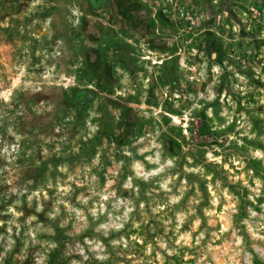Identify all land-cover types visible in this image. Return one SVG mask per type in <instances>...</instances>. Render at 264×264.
<instances>
[{
  "label": "rangeland",
  "instance_id": "374dc122",
  "mask_svg": "<svg viewBox=\"0 0 264 264\" xmlns=\"http://www.w3.org/2000/svg\"><path fill=\"white\" fill-rule=\"evenodd\" d=\"M132 21L143 29L134 40L116 27ZM89 23L110 29L103 31L101 38L109 43L96 62L86 44ZM121 43L128 45L125 53L133 61L117 56L116 44ZM194 104L200 107L193 108ZM10 127L21 139L12 155L0 152V214L19 198L16 211L23 215L17 222L23 225L35 215L32 227L39 223L42 230L34 233V241H26V229L18 237L13 228L14 244L9 248L6 229L12 217L0 215L4 222L0 264H264V240L259 238L264 236V0H0V148L7 145L11 151L17 141L8 135ZM229 136L241 143L229 142ZM142 138L143 143L133 149ZM156 144L161 159L164 154L179 157L176 170L181 176L176 185L182 179L196 185L186 187L179 204L169 206L178 215L168 208L153 211L156 204L150 202H166V194L151 181L133 179L128 189L122 188L129 176L157 166L135 154L149 146L152 151L145 155L155 159ZM124 148L141 161V168L130 169ZM215 148L221 149L213 152L219 163H206L205 151ZM257 151L260 156L252 154ZM97 154L99 164L86 173L85 166H91ZM185 155L192 158L190 167L202 165L212 179L184 173ZM232 155L240 156L243 168L229 163ZM61 165L68 166V173L58 171ZM78 167L81 181L86 174L89 179L97 176L98 190L116 181L107 191L131 201L134 210L127 222L116 219L125 205L113 211L112 197L104 201L103 214L91 217L76 199L81 192L90 194L87 185H71L65 197L84 210V220L69 218L63 209L56 220H48L45 213L51 208L52 189H46L49 200H41L44 212L35 213V200L29 207L28 193L48 180L55 182L58 175L66 179ZM249 173L255 180L248 178ZM241 174L246 187L243 181L229 180ZM9 179L11 185L6 183ZM209 185L219 197L217 215L203 217L201 209L209 207L212 196ZM12 187L18 191L27 187L28 193L17 197L9 191ZM197 190L200 202L189 205ZM173 194H178L176 188L167 195ZM184 207H192L195 216L202 217L194 231L189 225L195 217L182 212ZM168 219L172 224H166ZM177 224L179 234L190 236L186 243L168 244L173 252L169 256L155 240L164 237L166 227L168 237L172 236ZM201 232L204 236L197 244ZM121 237L123 242L112 243ZM86 239L90 243L85 244ZM49 242L56 247L48 248ZM157 252L161 260L154 259Z\"/></svg>",
  "mask_w": 264,
  "mask_h": 264
},
{
  "label": "clouds",
  "instance_id": "9594fccd",
  "mask_svg": "<svg viewBox=\"0 0 264 264\" xmlns=\"http://www.w3.org/2000/svg\"><path fill=\"white\" fill-rule=\"evenodd\" d=\"M193 55H195V52L192 53ZM181 63H183V61H181ZM231 71V69H229ZM214 71H218V69H214ZM201 76H203V73H201ZM240 79H243V77H240ZM147 83V82H145ZM211 98V96L209 97ZM200 105L198 104H194L193 108H199ZM156 111V110H154ZM191 113V110H189V112L185 113L184 115V119L187 120L189 118V115ZM208 114L211 115V109L208 110ZM172 120L176 123H178L179 121L176 120V117H172ZM60 129H57V131H59ZM7 133L8 135L14 136L16 138L17 143L13 144L11 146V151L9 150V147L7 145H5L3 148H0V152L8 154V155H12L13 152H16L20 145H19V141L21 139V137L13 131V129L10 127L7 129ZM187 135V133L185 134ZM143 139H138L135 141V143L132 145L133 149H136V145L137 144H141L143 143ZM228 141L231 142L233 140H236V137L234 136H229ZM236 143L239 144L241 143L239 140H236ZM156 149L157 152L155 153V159L153 155H145V153H149L152 151V147L149 146H145L144 148H140L136 150V155L137 156H143L144 157V161H147L149 164H155L157 165L154 169H151L149 171L146 172H142V173H137L136 176H129L127 180H125L122 184V188L124 189H128L131 186V181L133 179H142L145 183L151 181L152 184L158 186V190L162 191L166 194V202H157L156 199H153L150 203L152 204H156V207L153 208L154 212H162L164 208H168L169 212H173L174 215H178L180 214V212H177V210L172 209L171 207H169L170 205H176L179 204V202L181 201V199L183 198L184 194H185V189L186 187H196L195 183H193L192 185H188V182L186 179H182L180 181L179 186L176 185V180L178 177L181 176V172L177 171V167H178V160L179 157L174 156V155H169V154H164L163 158L161 159V152H160V145L156 144L153 145ZM56 151H59V148L56 149ZM170 151H175V149L172 147ZM221 149L219 148H215L212 150H206L205 151V155H204V161L207 162H213V163H219L220 158L216 157L213 155V152H220ZM123 155L125 157L129 158V167L131 170H136L141 168V161L136 160L135 157L133 156V152L130 151L128 148H124L122 150ZM255 156H260L261 153L259 151L252 153ZM185 160L187 161L186 165L183 167V172L184 173H190V172H196L199 173L202 179L205 180H211L212 176L209 175H205L204 174V168L202 165H197L195 167H190L193 163L191 156L185 155ZM13 159H15V157L13 156ZM100 162V158H99V154H97L96 158L92 160L91 166H85L84 171L86 173H90L91 169L93 167H96ZM121 164H124V161L121 160L120 161ZM229 163L237 165L239 168H243V162L240 158L239 155H232L231 159L229 160ZM100 167H103L102 164H100ZM223 167L228 168V165L225 164L223 165ZM58 171L61 173H68V166L67 165H61L58 168ZM229 171H231V169H229ZM80 173H81V169L78 167L76 169L75 173H69L67 175V178L64 179L63 177H61L60 175H58L55 179V182H53L52 180H48V182L44 185H42L41 187L37 188L34 191H31L30 193H28V189L27 187H25L23 190L18 191L15 187H12L9 189V191L13 194V195H17V197H22L24 196L26 193L27 194V201L29 204V207H32V202L35 200V208L34 211L35 213H42L45 211L44 209V205L43 203H41V200L43 199L44 201L49 200V197L47 195L46 189H52L54 190V196L52 197V204H51V208L50 210L45 213V215L47 216L48 220H56L57 217L61 216V212L62 209L65 213H67L69 218H74L78 221L80 220H84L85 219V215H84V210H80L75 206H72L71 204H69L65 197L69 196L72 188L71 185L75 184L77 188H80L84 185L88 186V192L90 193L89 195L85 196L84 192H81L79 196H77V203L78 204H82L85 205L86 211L87 213L95 218L97 217L98 214H103L106 210V205L104 203V201H109V198L112 197L116 200V203L112 205L113 211H119V206L121 204L125 205V211L123 212V215L116 217V219L118 220H122L127 222V218L129 213H131L134 209L131 206V201L129 200H121L119 198L116 197V192L115 191H107L108 186H110L112 183H115V180H110L108 182V185L105 186V188L103 190H98L99 189V185L96 184L95 182L97 181V176L96 175H91L90 179L89 176L86 174L84 176L83 181L80 180ZM158 179H154L157 178ZM248 178L249 179H253L255 180V178H253L251 176V174H248ZM233 179L235 180H240L243 181V186H248L247 184V180H245L244 178V174H241L240 176H236V177H229V180L232 181ZM6 183H8L9 185L12 184V180H7ZM28 184H31V181L27 182ZM172 187H169V186ZM220 185V181H216V188L219 191ZM172 188H176V192L178 194H173V195H167L168 193L172 192ZM259 190V185L257 186V191ZM153 191H157V188H153ZM208 191L210 193H212L211 198L209 199V207L203 208L201 209V211L203 212V217H210V216H214L217 215L216 211H215V206L217 205L218 199L219 197H217L216 193L213 192L212 190V186L209 185L208 186ZM227 189H224L223 192H226ZM148 195H151V193H148ZM93 197H98V199L93 200ZM248 199H252L251 196L248 197ZM89 200H93L92 206L88 207V201ZM193 202L195 203H199L200 202V194L199 191L197 190L196 193V197L195 200H193L192 198L189 199L188 204L192 205ZM20 204V200L19 198L14 202L13 206L9 207L7 209V213H2V214H8L11 215L12 219H10L9 221H7V243H8V247L10 248L13 244L14 241L12 240V235H13V228H15V235L16 236H20V232L22 228H25L26 230L24 231V238L27 241L28 239L31 240H35V236L34 233L42 230V226L37 223L35 227H32V223L33 221H36L37 217L35 215H32L30 217H28L24 224H20L17 222V218L19 216H22L23 213L22 212H18L16 211V207L19 206ZM145 207L144 203L141 202L139 204V208L143 209ZM233 207H235V205H233ZM261 208H264V205H261ZM182 212H186L187 216L189 218L195 217L194 219H192L189 227L190 229H192L193 231L196 230V228H198V226L201 224V220L202 217L199 216H195V213L193 211L192 207H184L182 209ZM0 214V215H2ZM164 215H167V213H165ZM219 215H223V213H219ZM112 218V214L109 213V219ZM4 222L0 221V226L3 225ZM64 223H67V221H64ZM210 223V221H209ZM243 223V221H242ZM166 224H172V220L168 219L166 221ZM135 227H139V225H134ZM100 228L105 227V225L101 224L99 225ZM120 227H123V225L121 224ZM179 229H180V225L177 224L174 226L173 229V235L168 237V229L167 227L165 228L164 231V237H168L167 241H165L164 237H157L155 240L156 245L161 248L164 249L165 251H167V254L169 256L173 255L172 251L168 250L167 245L168 244H172V245H180L181 242H187L190 233L186 232L184 234H179ZM98 230V229H97ZM47 231V230H45ZM220 231L223 232L224 228L223 226L220 228ZM106 234V233H105ZM213 235L215 236L216 233H213ZM204 233L201 232L197 238H196V243L198 244L200 242V240L203 238ZM260 239L264 240V236H260ZM0 239H3V237H0ZM132 240H137V242H140V238H138L137 236H133L131 238ZM123 242V237H121L120 241H112L113 244H117V243H121ZM239 239H237L235 241V243L239 244ZM90 243L87 239L85 240V244ZM125 246H127L125 244ZM56 245L54 243L49 242L48 243V248H55ZM149 248H151V244L148 245ZM8 249L6 248L5 251H7ZM83 254V253H81ZM85 259H87L88 257L85 256ZM98 259H107V257H97ZM155 260H161V255L159 252H157L155 258ZM184 259L187 260L188 259V255L187 253H185L184 255ZM73 264H75V262H73ZM149 264H151V262H149Z\"/></svg>",
  "mask_w": 264,
  "mask_h": 264
},
{
  "label": "crops",
  "instance_id": "0c3cea01",
  "mask_svg": "<svg viewBox=\"0 0 264 264\" xmlns=\"http://www.w3.org/2000/svg\"><path fill=\"white\" fill-rule=\"evenodd\" d=\"M86 26H87V29L89 30V34H88L89 37H88V39L86 41V44L90 48L93 49L92 54H91V59L96 62V61L99 60V57H100L99 51L103 53L104 50H105L104 48L107 47L108 46L107 43H109V39L101 38V36H103V31L107 32L110 29L108 27H106L105 25L102 28H98L97 29L93 23L86 24ZM114 26H116V25H114ZM138 26H139L138 21H132V22H129V23L127 22L125 24L121 23V24L117 25L116 27H119V29L121 30V32L123 34H125V35L129 34L132 37L131 40H134L133 37L135 38V36L141 34L142 30H143V29L140 30V28ZM116 45H117L116 49L119 52L117 54V56L118 55H120V56L122 55L121 56L122 57V61H129V60L133 61V58L132 57H127L128 55L125 53V52H127L128 48H126V47L128 45H125V43L116 44ZM107 51L108 50H106V52Z\"/></svg>",
  "mask_w": 264,
  "mask_h": 264
}]
</instances>
